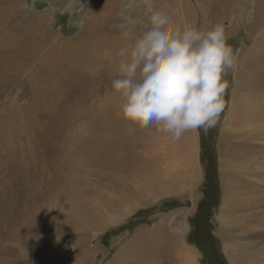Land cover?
Wrapping results in <instances>:
<instances>
[{"label":"rangeland","instance_id":"1","mask_svg":"<svg viewBox=\"0 0 264 264\" xmlns=\"http://www.w3.org/2000/svg\"><path fill=\"white\" fill-rule=\"evenodd\" d=\"M149 7L225 29L215 127L177 140L123 118L104 50ZM185 245L264 264V0H0V264H187Z\"/></svg>","mask_w":264,"mask_h":264},{"label":"clouds","instance_id":"2","mask_svg":"<svg viewBox=\"0 0 264 264\" xmlns=\"http://www.w3.org/2000/svg\"><path fill=\"white\" fill-rule=\"evenodd\" d=\"M149 27L135 35L122 29L127 43L114 55L118 75L112 88L122 98L123 118L141 128L180 139L188 131L213 128L225 108V76L237 58L225 29L171 26L167 12L149 7Z\"/></svg>","mask_w":264,"mask_h":264},{"label":"bare ground","instance_id":"3","mask_svg":"<svg viewBox=\"0 0 264 264\" xmlns=\"http://www.w3.org/2000/svg\"><path fill=\"white\" fill-rule=\"evenodd\" d=\"M96 17V16H95ZM97 18H99V17H97ZM193 146H194V148H193ZM195 145H194V143H193V145L192 146H190V148H188V154H189V152H190V154H194V149H195ZM187 155V154H186ZM193 158H194V156H193ZM195 160V159H194ZM194 164V163H193ZM232 176V175H231ZM234 176V175H233ZM232 176V177H233ZM235 185V184H234ZM230 187V186H229ZM234 190V189H233ZM236 195V194H235ZM127 212V211H126ZM188 230H189V224L187 223V221H186V218L185 217H183V221L180 223V225L178 226V229H177V231H178V233H181V236H184L187 232H188ZM180 236V235H179ZM173 237V236H172ZM181 238V237H180ZM186 240V239H185ZM185 246H187V245H185ZM184 246V247H185ZM182 249V248H181ZM184 250H185V255H186V260H187V264H196V256H195V251H194V249L190 246V245H188L187 247H185L184 248ZM182 255V254H181ZM184 256V255H183ZM186 263V262H185Z\"/></svg>","mask_w":264,"mask_h":264},{"label":"trees","instance_id":"4","mask_svg":"<svg viewBox=\"0 0 264 264\" xmlns=\"http://www.w3.org/2000/svg\"><path fill=\"white\" fill-rule=\"evenodd\" d=\"M213 188H214V186H211V183H210V189H209V196H212L213 195ZM142 213V212H141ZM139 215H140V212H139ZM196 217H198V218H195V222H196V225H197V221L199 220V217H200V215H197ZM204 222V221H203Z\"/></svg>","mask_w":264,"mask_h":264}]
</instances>
